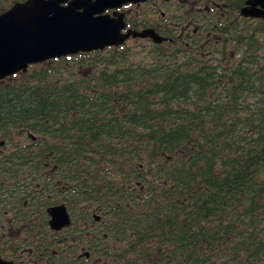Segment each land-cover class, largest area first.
I'll list each match as a JSON object with an SVG mask.
<instances>
[{"label": "trees", "instance_id": "16d2710c", "mask_svg": "<svg viewBox=\"0 0 264 264\" xmlns=\"http://www.w3.org/2000/svg\"><path fill=\"white\" fill-rule=\"evenodd\" d=\"M245 35L229 65L110 47L0 81V138L22 129L41 137L34 156L69 159L101 209L102 263L264 264V59Z\"/></svg>", "mask_w": 264, "mask_h": 264}, {"label": "flooded vegetation", "instance_id": "af4514ba", "mask_svg": "<svg viewBox=\"0 0 264 264\" xmlns=\"http://www.w3.org/2000/svg\"><path fill=\"white\" fill-rule=\"evenodd\" d=\"M249 1L146 0L123 5L107 11L122 15L121 34L129 35L112 48L183 44L197 63H215L221 53L229 65L244 57L247 29L254 32L258 55L264 59V9L257 6L259 17L243 16ZM142 32L162 41L133 36ZM40 139L22 129L0 138V258L13 264H106L98 257L101 209H87L84 179L75 184L68 158L34 156ZM15 145L27 147L30 157L7 158ZM52 211L57 216L54 225Z\"/></svg>", "mask_w": 264, "mask_h": 264}, {"label": "water", "instance_id": "95a60500", "mask_svg": "<svg viewBox=\"0 0 264 264\" xmlns=\"http://www.w3.org/2000/svg\"><path fill=\"white\" fill-rule=\"evenodd\" d=\"M144 1L25 0L13 4L0 14V81L26 72L31 65L122 44L129 36L121 34L122 15L104 13ZM248 4L241 14L259 17L261 12L257 6L264 9V0H250ZM133 36H150L155 42H161L149 32L133 33ZM52 212L54 225L57 216ZM0 264L13 263L0 258Z\"/></svg>", "mask_w": 264, "mask_h": 264}]
</instances>
